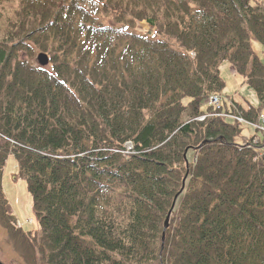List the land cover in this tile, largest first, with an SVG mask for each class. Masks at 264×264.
Returning a JSON list of instances; mask_svg holds the SVG:
<instances>
[{
	"label": "trees",
	"instance_id": "1",
	"mask_svg": "<svg viewBox=\"0 0 264 264\" xmlns=\"http://www.w3.org/2000/svg\"><path fill=\"white\" fill-rule=\"evenodd\" d=\"M252 40L264 0H0V220L26 264H264V135L240 147L239 124L199 122L221 113L202 106L225 62L259 101L231 109L258 122ZM31 43L52 71L20 57ZM10 156L38 234L8 209Z\"/></svg>",
	"mask_w": 264,
	"mask_h": 264
},
{
	"label": "rangeland",
	"instance_id": "2",
	"mask_svg": "<svg viewBox=\"0 0 264 264\" xmlns=\"http://www.w3.org/2000/svg\"><path fill=\"white\" fill-rule=\"evenodd\" d=\"M86 6L91 10L94 7L92 4H86ZM17 9L18 8L16 1H13L11 3V6L7 7V10L10 13H14ZM137 30L140 33L151 34L148 24L145 22L139 23ZM31 44L34 47L33 53L32 51L31 52L27 51L26 53L21 54L20 57L22 59H29L32 64H34L37 67H41L38 62V56L43 52H41V50L35 47V44L33 43ZM251 45L256 56L264 64V46L256 40H252ZM46 69L52 71V68L50 66L46 67ZM220 71L223 72L222 78L226 83V87L223 93L220 94L221 97L216 96L215 100L213 99L211 100L208 98V100L206 101L208 105L205 102L202 106V110L206 111L207 108H212L215 111H221V113L208 114L206 116H203L202 119H199V122H204L206 119H211L213 117H220L226 119L228 122L239 124L240 126H242V134H243V136L241 134L239 137H237L240 146L247 144L253 137H257V135L263 138V134L261 132L257 133L255 129L263 131L264 133V114L260 115L261 117H259L258 119V124H257L258 127H251V125L245 124L243 122V119L240 116V114L236 115V113L233 112V109H231L232 104L236 102L242 103L246 107L249 106L250 104L254 105L253 103L256 102L257 106H259V101L256 93L251 89V87L248 84L245 83L243 77L236 72V70L232 67V65L229 64V62H225L224 64H222ZM243 83L244 85H242ZM188 103L189 102H186L185 105H188ZM223 106H225V109H222ZM192 161L193 163H195L196 159L194 158ZM17 173H18L17 162L14 156H10L7 166L3 173V188L9 204L8 209L11 215L15 217V220L17 221V227L19 229H23L24 232L26 233L38 234L40 232V224L33 210V198L29 193L27 183L25 181L18 179L16 177ZM186 179L184 180L185 185L183 183V188L184 186L185 188L184 189L182 188L181 193L177 195L176 198H179V196L183 192H186V188H187ZM176 198L174 203L175 202L177 203L178 199L176 200ZM173 209L174 208H172L170 212L171 214L173 212ZM176 211L177 209L175 210V212ZM0 261L2 262V264H26L24 258L18 252L15 244L10 238L8 232L1 224V220H0Z\"/></svg>",
	"mask_w": 264,
	"mask_h": 264
},
{
	"label": "water",
	"instance_id": "3",
	"mask_svg": "<svg viewBox=\"0 0 264 264\" xmlns=\"http://www.w3.org/2000/svg\"><path fill=\"white\" fill-rule=\"evenodd\" d=\"M38 62H39V64L42 66V67H47L48 65H49V57L46 55V54H41V55H39V57H38ZM184 185H185V183H184ZM184 188H185V186H184ZM183 188V189H184ZM178 198H176V200H177ZM176 203V202H175ZM174 203V205H173V208L175 207V204ZM170 215H171V213H170ZM170 215H168V217H167V219H166V223H165V229H164V235H163V246H164V243H165V239H166V232H167V230L169 229V224H170Z\"/></svg>",
	"mask_w": 264,
	"mask_h": 264
},
{
	"label": "crops",
	"instance_id": "4",
	"mask_svg": "<svg viewBox=\"0 0 264 264\" xmlns=\"http://www.w3.org/2000/svg\"><path fill=\"white\" fill-rule=\"evenodd\" d=\"M223 72H221V74H222ZM242 85H244V83L242 84ZM243 88H244V86H243ZM236 100V99H235Z\"/></svg>",
	"mask_w": 264,
	"mask_h": 264
},
{
	"label": "built area",
	"instance_id": "5",
	"mask_svg": "<svg viewBox=\"0 0 264 264\" xmlns=\"http://www.w3.org/2000/svg\"><path fill=\"white\" fill-rule=\"evenodd\" d=\"M215 100V99H214Z\"/></svg>",
	"mask_w": 264,
	"mask_h": 264
}]
</instances>
